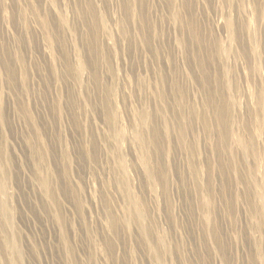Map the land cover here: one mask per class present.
Listing matches in <instances>:
<instances>
[{"label": "rangeland", "instance_id": "374dc122", "mask_svg": "<svg viewBox=\"0 0 264 264\" xmlns=\"http://www.w3.org/2000/svg\"><path fill=\"white\" fill-rule=\"evenodd\" d=\"M0 264H264V0H0Z\"/></svg>", "mask_w": 264, "mask_h": 264}]
</instances>
